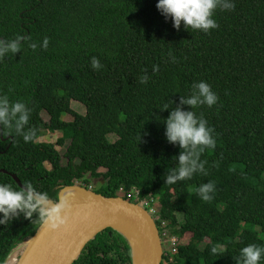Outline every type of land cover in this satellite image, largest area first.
Here are the masks:
<instances>
[{"label": "trees", "instance_id": "trees-1", "mask_svg": "<svg viewBox=\"0 0 264 264\" xmlns=\"http://www.w3.org/2000/svg\"><path fill=\"white\" fill-rule=\"evenodd\" d=\"M157 2L0 0V99L9 102L8 122L0 121V171L7 172L0 184L23 190L16 175L36 196L57 202L64 187L102 179L95 192L103 196L123 189L137 193L139 203L160 202L157 226L166 223L181 240L167 264H238L241 248L264 246V0H221L235 8H218V27L208 33L183 22L175 28ZM200 81L219 97L213 107L182 103L199 94ZM74 101L86 114L73 110ZM16 103L29 113L19 129L20 114H11ZM176 109L206 119L216 147L199 154L204 172L168 185L188 151L166 137L165 121ZM44 131L62 136L40 142ZM66 145L61 154L57 146ZM210 181L216 191L205 202L196 190ZM40 207L30 218L18 212L0 224V264L36 234ZM216 245L222 254L211 253ZM74 264H132L130 245L107 229Z\"/></svg>", "mask_w": 264, "mask_h": 264}, {"label": "clouds", "instance_id": "clouds-1", "mask_svg": "<svg viewBox=\"0 0 264 264\" xmlns=\"http://www.w3.org/2000/svg\"><path fill=\"white\" fill-rule=\"evenodd\" d=\"M156 7L162 15L172 19L175 28L179 29L183 22L188 29L191 28L193 30H200L208 33L210 30L218 27L214 19V14L217 9L222 7L225 10H233L235 4L233 2L221 3V0H158ZM19 39H21V37H17V40ZM48 43V39L45 38V49L48 47ZM32 47L35 48V45H32ZM10 49L12 52H17L19 50L18 44L12 42L10 44ZM2 54V45H0V55ZM91 66L94 70H99L102 67L99 59L96 57L92 58ZM157 71H159L158 68ZM146 81L147 77H141V84L146 83ZM194 87L198 89L199 94L187 100H183L182 103L191 106L203 103L209 108L217 104L219 97L212 90L210 84L205 81H200L198 84L194 85ZM8 103L7 99H0V121L4 123L8 122ZM165 107L167 106L165 105ZM17 113L20 114L17 121V129H19L28 122L29 113L26 111L23 103H16L11 108V114L15 117ZM165 123L168 141L173 144L178 143L182 148L188 150L179 156L180 167L167 177V184L171 185L175 184L177 181L190 179L193 173L197 171L204 172V164L198 162L199 154L205 149H214L216 147L214 129L209 126L208 121L206 119H197L192 112H184L180 109H176L171 112ZM30 139V136H24L25 141H29ZM76 184L85 186L80 183ZM85 187L92 190L88 186ZM121 191L125 193V191L121 189L117 195L118 197L124 198L134 204L141 205V202L135 201L136 198H134V200L133 198L129 199L122 194ZM196 191L203 201H211L214 196L208 195V193L213 192L214 194L216 185L214 182L210 181L208 184H202ZM45 199L44 196H41L38 200L34 201L31 185H28V190L25 192L24 190L14 191L11 186L0 184V213H2L4 217V219H0V224L6 223L10 215L17 214L18 212H23L26 218H30L33 212L40 207L41 201ZM64 206L65 205L57 204L54 208H50L47 211L42 210L40 213L41 221H51L53 228L57 226V222L60 224L64 223L60 217V213ZM154 217L155 216H153V218ZM158 230L161 231V227H158ZM211 253L213 255L222 254L223 247L220 245L213 246L211 248ZM239 254L241 259L238 264H262V261H264V246L248 244L240 249Z\"/></svg>", "mask_w": 264, "mask_h": 264}, {"label": "water", "instance_id": "water-1", "mask_svg": "<svg viewBox=\"0 0 264 264\" xmlns=\"http://www.w3.org/2000/svg\"><path fill=\"white\" fill-rule=\"evenodd\" d=\"M12 178L27 192L16 175ZM33 198L40 197L33 193ZM57 204L65 205L60 213L64 223L57 222L53 228L51 221L43 222L32 238L12 250L5 264H74L86 245L107 229L128 241L132 264L163 263L157 224L140 204L118 196L106 197L77 184L61 189L57 202L41 201L40 210L47 211Z\"/></svg>", "mask_w": 264, "mask_h": 264}, {"label": "built area", "instance_id": "built-area-1", "mask_svg": "<svg viewBox=\"0 0 264 264\" xmlns=\"http://www.w3.org/2000/svg\"><path fill=\"white\" fill-rule=\"evenodd\" d=\"M121 193L127 196L129 199L138 197L137 193H124L123 191H121ZM141 205L150 213L152 217L157 216L160 212L159 202L155 198L144 200L141 202ZM159 233L163 244V257L167 259H164L166 261L165 264H167V262L171 261L172 257L176 255L179 246L181 245V240L178 236L172 234L167 229L166 223H162L161 231H159Z\"/></svg>", "mask_w": 264, "mask_h": 264}, {"label": "rangeland", "instance_id": "rangeland-1", "mask_svg": "<svg viewBox=\"0 0 264 264\" xmlns=\"http://www.w3.org/2000/svg\"><path fill=\"white\" fill-rule=\"evenodd\" d=\"M72 108L74 111H76L79 114H86V108L79 102L74 101L72 104ZM64 120L66 121H70L72 120V117L70 115H66L63 117ZM43 119L45 121L49 120V116L47 114H43ZM62 136L61 132H49V131H44V134L42 137H40L39 141L40 142H46V143H56V141ZM109 138L112 142H114L116 140V136L114 135H109ZM68 145V142H67ZM66 146L64 147H59L57 146V149L60 151L61 154H64V152L66 151ZM64 163H66V161L63 159ZM101 172H104V169H100ZM88 183L87 185L84 183H80L81 185H85L90 187L92 190L97 191L101 188V186L103 185V180L102 179H91L90 177H88ZM18 255H20V252H18ZM10 264V263H9ZM164 264V261H163Z\"/></svg>", "mask_w": 264, "mask_h": 264}, {"label": "bare ground", "instance_id": "bare-ground-1", "mask_svg": "<svg viewBox=\"0 0 264 264\" xmlns=\"http://www.w3.org/2000/svg\"><path fill=\"white\" fill-rule=\"evenodd\" d=\"M12 263H15V262H14V259H12Z\"/></svg>", "mask_w": 264, "mask_h": 264}]
</instances>
